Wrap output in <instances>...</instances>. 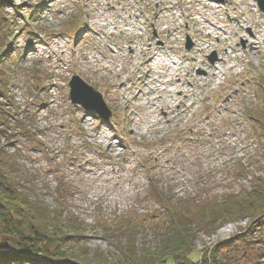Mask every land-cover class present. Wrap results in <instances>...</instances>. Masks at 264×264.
<instances>
[{
	"label": "rangeland",
	"instance_id": "rangeland-1",
	"mask_svg": "<svg viewBox=\"0 0 264 264\" xmlns=\"http://www.w3.org/2000/svg\"><path fill=\"white\" fill-rule=\"evenodd\" d=\"M179 1L158 19L173 30L164 48L156 47L149 27L162 0H11L7 6L16 15L8 101L23 122L12 118L0 147L6 157L15 154L14 176L32 198L85 222L84 246L102 261L112 263L124 249V238L104 230L124 216L144 225L139 252L156 246L159 233L145 224L159 221L164 207L150 195L151 183L176 201H205L243 193L264 177V138L248 116L264 101L254 89L264 80V12L254 0ZM153 53L154 61L182 63L147 65ZM74 74L105 94L111 120L72 104ZM115 173L117 185L109 180ZM60 179L71 188L62 196ZM260 221L200 233L192 257L231 241L239 251L235 264H264ZM64 224L60 233L70 231Z\"/></svg>",
	"mask_w": 264,
	"mask_h": 264
},
{
	"label": "trees",
	"instance_id": "trees-1",
	"mask_svg": "<svg viewBox=\"0 0 264 264\" xmlns=\"http://www.w3.org/2000/svg\"><path fill=\"white\" fill-rule=\"evenodd\" d=\"M10 1L0 0V137L8 134L12 118L19 123L23 122L22 115H13L11 108H8L11 85L8 57L13 52L16 27V15L7 11ZM258 84L263 89H258L256 85L257 93L264 94V80H258ZM262 103L256 105L248 116L256 128L261 130L264 138V101ZM26 134L32 141L33 134L29 130H26ZM3 152L0 147V264L34 261L48 264H92L93 260H98L97 264H169L170 261L173 264H235L234 259L239 251L238 246L230 244L231 241L213 248L207 247L196 259L193 258V254L197 255L196 241L200 233L211 236L228 222L248 219L253 225L264 218V177H258L252 182L251 188L243 193H231L205 201H176L166 188L153 181L156 183L150 184V195L163 205L164 211L159 221L146 223L145 227L159 233L156 246L139 252L136 240L143 224L138 223L136 216H124L104 227L106 234L125 239L124 249L112 263L106 259L102 261L93 257L98 252L92 255L90 249L84 246L85 222L77 220L71 213L66 215L64 209H49L32 198L29 190L14 176L15 154L7 151L6 157ZM60 181L56 189L62 196L71 188H67L63 179ZM59 219L71 232L68 230L60 233ZM262 220L260 226L264 225ZM232 248V255L226 256L224 250Z\"/></svg>",
	"mask_w": 264,
	"mask_h": 264
},
{
	"label": "water",
	"instance_id": "water-1",
	"mask_svg": "<svg viewBox=\"0 0 264 264\" xmlns=\"http://www.w3.org/2000/svg\"><path fill=\"white\" fill-rule=\"evenodd\" d=\"M262 10L264 11V0H258ZM211 61H215V56H211ZM70 96L72 102L76 105L81 104L87 110L96 111L105 119H110L113 115L111 109L107 105L101 92L95 90L93 86L88 84L79 75H74L70 81Z\"/></svg>",
	"mask_w": 264,
	"mask_h": 264
},
{
	"label": "bare ground",
	"instance_id": "bare-ground-1",
	"mask_svg": "<svg viewBox=\"0 0 264 264\" xmlns=\"http://www.w3.org/2000/svg\"><path fill=\"white\" fill-rule=\"evenodd\" d=\"M178 63H180L179 61H176V62H174V64H178ZM161 65L160 64H158V67L159 68H161L160 67ZM222 71H224L223 69H220V72H222ZM168 108H171L170 106L168 107ZM113 146V144L112 143H110L109 144V147H112ZM128 162V158H126V160H125V164ZM116 173L114 174V175H112V176H110L109 177V180L111 181V182H113L115 185H117V184H119V180H118V178H116Z\"/></svg>",
	"mask_w": 264,
	"mask_h": 264
}]
</instances>
